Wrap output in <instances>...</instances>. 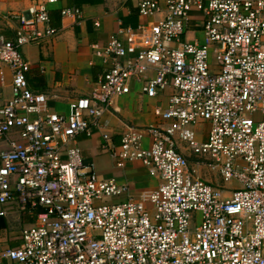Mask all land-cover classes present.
<instances>
[{"label": "built area", "instance_id": "2783aa9c", "mask_svg": "<svg viewBox=\"0 0 264 264\" xmlns=\"http://www.w3.org/2000/svg\"><path fill=\"white\" fill-rule=\"evenodd\" d=\"M59 2L10 14L14 37L0 33L11 72L10 97L0 93V206L33 222L18 246L0 245V264H264V0H140L134 26L93 46L103 75L67 114L42 110L47 96L29 88L22 52L60 32L50 23ZM196 31L202 40L187 37ZM131 81L167 104L158 124L127 127L115 147L106 114ZM97 130L118 167L139 162L157 175L148 203L113 202L127 186L83 160L78 139ZM201 161L238 184L229 197L201 178Z\"/></svg>", "mask_w": 264, "mask_h": 264}, {"label": "crops", "instance_id": "0c3cea01", "mask_svg": "<svg viewBox=\"0 0 264 264\" xmlns=\"http://www.w3.org/2000/svg\"><path fill=\"white\" fill-rule=\"evenodd\" d=\"M140 0H60L51 7L50 23L59 33L39 44L23 47V55L31 64L27 74L29 88L34 93L47 96L43 105L44 112L67 114L72 100L88 97L96 84L100 81L104 65L100 58L93 54V46H104L115 35L119 28L134 26L137 19V5ZM38 0H0V33L6 37H14L17 23L10 20L9 15L25 13ZM63 8H76L81 13L78 22L76 18L61 16ZM98 23V26L95 25ZM188 34V38L202 40L199 31ZM201 39H200V38ZM11 72L0 63V93L5 98L10 97ZM165 97L149 99L140 91V84L131 81L128 91L114 98L112 107L106 114L109 120L112 144H120L121 135L129 126L144 128L158 124L155 116L156 108L165 109ZM197 126H202L201 137L196 135ZM208 125L200 124L193 127L197 141H204ZM103 139L99 130L92 136L81 135L77 142L81 156L86 163L94 166L100 178L114 180L120 186H127L128 190L113 202H123L132 197L135 200L148 203L151 193L158 187L157 175L139 162H126L118 167L113 159L102 151ZM178 151L194 167L199 160L195 159L186 145L179 144ZM203 163V161H201ZM190 163V162H189ZM203 163L210 176L215 172ZM220 179V178H219ZM207 180V179H205ZM208 181V180H207ZM221 181V179H220ZM213 185L212 182L208 181ZM222 182V181H221ZM216 183L219 189H224L223 197L230 196L231 190ZM216 188V187H215ZM218 188V187H217ZM0 245L15 247L19 244V232L24 226L32 224V220L16 212L15 208L8 209L0 206Z\"/></svg>", "mask_w": 264, "mask_h": 264}, {"label": "rangeland", "instance_id": "374dc122", "mask_svg": "<svg viewBox=\"0 0 264 264\" xmlns=\"http://www.w3.org/2000/svg\"><path fill=\"white\" fill-rule=\"evenodd\" d=\"M200 38V37H199ZM201 39V38H200ZM203 131V127L202 126H197L196 128V135L198 136V138L201 137V133ZM190 164L192 162V159L189 160ZM206 167V166H205ZM201 178L202 179H207L208 181L212 182L213 183V186L214 187H218V189L220 188L219 186L216 185V183L219 181L220 183H222L220 181V179L218 177H215V176H210L209 172L208 171H205V168H201V174H200ZM205 180V181H207ZM207 181V182H208ZM222 186L226 189V190H231L235 187H238V184H236L235 182H229V183H223Z\"/></svg>", "mask_w": 264, "mask_h": 264}, {"label": "trees", "instance_id": "16d2710c", "mask_svg": "<svg viewBox=\"0 0 264 264\" xmlns=\"http://www.w3.org/2000/svg\"><path fill=\"white\" fill-rule=\"evenodd\" d=\"M13 247V246H12Z\"/></svg>", "mask_w": 264, "mask_h": 264}]
</instances>
